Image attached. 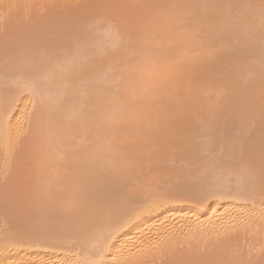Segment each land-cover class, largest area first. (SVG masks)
<instances>
[{
    "label": "bare ground",
    "instance_id": "1",
    "mask_svg": "<svg viewBox=\"0 0 264 264\" xmlns=\"http://www.w3.org/2000/svg\"><path fill=\"white\" fill-rule=\"evenodd\" d=\"M189 260L264 264L262 0H0V264Z\"/></svg>",
    "mask_w": 264,
    "mask_h": 264
},
{
    "label": "snow or ice",
    "instance_id": "2",
    "mask_svg": "<svg viewBox=\"0 0 264 264\" xmlns=\"http://www.w3.org/2000/svg\"><path fill=\"white\" fill-rule=\"evenodd\" d=\"M63 6H75V5H63ZM262 7H264V0H262ZM183 264H205V262L198 260H189L183 262Z\"/></svg>",
    "mask_w": 264,
    "mask_h": 264
}]
</instances>
